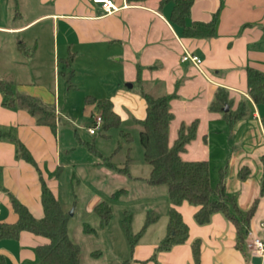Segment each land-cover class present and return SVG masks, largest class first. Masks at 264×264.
<instances>
[{"label": "crops", "instance_id": "obj_1", "mask_svg": "<svg viewBox=\"0 0 264 264\" xmlns=\"http://www.w3.org/2000/svg\"><path fill=\"white\" fill-rule=\"evenodd\" d=\"M112 1L118 10L106 13L94 0H0V79L8 77L15 91L53 104L57 113L55 89L52 93L38 79L35 82L27 78L30 68L35 71L38 67L34 58L44 48L67 67L63 75L72 76V68L80 66L88 76L97 77V67L107 63L112 66L115 61L124 81H138L139 76V83L146 90L171 94L169 144L181 123L197 120L196 136L181 157L208 160L212 184L220 179L225 193L234 198L242 212L257 199L247 227L252 235L264 238V104L253 102L246 82L247 67L264 72V0H193L184 21L187 25L208 21L216 13L215 34L211 37L184 36L181 26L170 20L173 0ZM2 15L5 21H1ZM34 28L39 32L31 34ZM41 35L50 41L47 47L40 43ZM27 42L32 44V53L23 56L22 48ZM15 46L21 56L2 53ZM184 49L202 59L200 69L181 60ZM218 86L227 89L232 99L230 109L245 101L248 113L243 118L230 123L221 112L209 109ZM86 96L107 98L98 94ZM3 98L0 91V221L17 219L9 194L38 218L42 216L38 172L17 157L9 134L26 146L58 199L59 175L63 170L74 173L76 167V162L61 156V149L71 144L60 142L57 125L54 133L49 126L38 124L25 109L4 106ZM108 98L120 116L114 99ZM91 104L95 107L89 113L92 124L91 114L99 112L95 103ZM124 104L132 117L145 116L144 99H138L136 107L125 101ZM132 171L129 167L133 177H140ZM95 203L94 197L88 202L90 211ZM177 209L188 225L187 240L158 252L152 260L150 256L163 236L158 240L149 236L145 239L146 228L134 247L131 264H192L190 243L195 238L201 240L200 264H264V257L251 254L246 244L245 253L235 247V227L221 212L212 214L206 224H198L193 217L195 205L184 201ZM46 241L43 236L23 230L16 238L0 239V254L6 264H36L35 247Z\"/></svg>", "mask_w": 264, "mask_h": 264}, {"label": "trees", "instance_id": "obj_2", "mask_svg": "<svg viewBox=\"0 0 264 264\" xmlns=\"http://www.w3.org/2000/svg\"><path fill=\"white\" fill-rule=\"evenodd\" d=\"M173 1L170 20L181 26V32L184 36H214L216 13L208 21H193L190 25H187L184 20L190 13L193 0ZM138 82H140L139 76ZM246 82L247 93L253 102L264 104V72L247 67ZM140 84V93L146 105L145 116L142 119H134V121L139 128L138 138L143 148V159L149 164L150 171L146 177L134 178H140L150 185L164 184L168 201L165 234L155 246L150 259L154 260L158 252L168 251L176 244L187 240L188 225L177 209V206L184 201L197 207L193 217L198 224H206L210 221L212 214L221 212L235 227V247L245 253L247 226L255 211L257 199L253 201L247 210L242 212L236 206L234 198L225 193L220 179L212 184L208 160L183 159L181 153L196 136L197 120H193L188 124L181 123L178 126L176 137L169 144V124L173 117L169 101L172 95L167 93L155 94L146 90L142 82ZM0 91L4 94L2 100L4 106L25 109L35 117L38 124L49 126L52 132L55 133L57 113L53 104L44 103L28 93L15 91L13 83L7 79H0ZM85 101L95 103L102 117L101 130L111 126H120L121 118L113 110L109 98L86 96ZM231 105L232 99L229 97L227 89L218 86L210 101L209 109L221 112L222 116L230 123L243 118L248 113L246 103L243 100L238 102L235 109H230ZM225 106H228L227 110H224ZM262 122H264V116H262ZM120 134L125 137L126 141L130 142L132 140L130 132L120 130ZM9 138L15 144L17 157L32 164L38 172L42 216L35 217L24 203L20 202L13 194H9L10 205L17 214V219L14 222L0 221V239L6 237L16 238L20 231L26 230L47 239L46 242L35 247L36 264H80V246L70 238L68 233L70 213L62 208L58 197L41 176L39 168L26 146L14 135L9 134ZM91 147L93 146L91 145ZM129 149L128 147L122 167H117L113 163H110V166L120 173L133 177L129 172V164L132 160ZM58 175L59 172L56 171V176ZM262 187H264V178H262ZM123 193H126V189L120 188L113 192L111 197L115 199ZM72 194L73 204L75 205L77 198L74 193ZM227 203L240 215V218L230 210ZM92 210L99 217L102 225L109 223L112 217V209L106 200L95 203ZM157 218V213L148 210L141 228L133 233L131 230V213L124 211L121 226L128 243L129 256L121 264H131L136 243L144 234L146 228L155 222ZM83 230L85 232L95 231L88 225H85ZM190 246L192 264H200V238L193 239ZM100 253L101 251L97 249L91 255L98 256ZM0 264H6L1 254Z\"/></svg>", "mask_w": 264, "mask_h": 264}, {"label": "rangeland", "instance_id": "obj_3", "mask_svg": "<svg viewBox=\"0 0 264 264\" xmlns=\"http://www.w3.org/2000/svg\"><path fill=\"white\" fill-rule=\"evenodd\" d=\"M3 18L2 15L1 21H5ZM35 32H39L37 28L32 29L31 34ZM41 40L40 43L46 47L50 43L46 36L41 35ZM31 45V42H27L22 48L23 56L32 53ZM16 46L2 53L21 56ZM34 59L39 65L35 71L29 67L31 72L27 78H32L35 82L38 79V82L46 85L52 93L55 89L60 142L71 144L61 149V156L66 155L76 162L74 173L63 170L59 175L58 196L62 208L70 213L68 233L80 246V264H121L128 256L127 241L121 226L125 210L131 213L133 233L141 228L148 210L158 214L152 226L147 227L145 239L149 236L150 239L158 240L157 238H161L166 230L165 185H150L140 178L129 177L110 166V163H113L117 167H122L129 147L132 159L129 167L133 170V175L146 177L149 174L150 166L143 159V148L138 138L139 128L134 121L136 118L130 115L124 104L125 101L133 103L136 107L138 99H143L140 93L141 84L138 81H124L121 69H116L118 64L115 61H112V66L107 63L97 67L94 73L98 74L100 71V74L95 77L88 76L85 68L80 66L72 68L74 69L72 76L63 75L62 72L66 71L67 67L60 60L57 62L53 53L47 52L44 48L38 51ZM69 84L77 87H69ZM86 94L113 98L115 107L120 112V126H111L105 130L100 128L94 134L89 133L88 126L91 124L89 113L95 110V107L85 101ZM120 130L130 132L132 140L126 141ZM120 188H125L126 193L118 198H112L111 194ZM71 192L77 198L75 205ZM93 197L95 202L106 200L111 206L112 217L107 225H102L93 210L88 209V202ZM85 225L95 231L85 232L83 230ZM97 249L101 251L100 255H91Z\"/></svg>", "mask_w": 264, "mask_h": 264}, {"label": "built area", "instance_id": "obj_4", "mask_svg": "<svg viewBox=\"0 0 264 264\" xmlns=\"http://www.w3.org/2000/svg\"><path fill=\"white\" fill-rule=\"evenodd\" d=\"M94 2H97L101 5L102 9L106 13H110L113 11L118 10V7L113 3L112 0H94ZM182 61H190L193 65L198 67L200 69V64L202 62V59L186 49H184V52L181 56ZM92 124L88 127V132L91 134H94L96 130L101 128L102 124V117L100 113H93L91 114ZM247 247L251 254H256L261 257H264V238L256 237L252 235L251 231H247Z\"/></svg>", "mask_w": 264, "mask_h": 264}, {"label": "water", "instance_id": "obj_5", "mask_svg": "<svg viewBox=\"0 0 264 264\" xmlns=\"http://www.w3.org/2000/svg\"><path fill=\"white\" fill-rule=\"evenodd\" d=\"M227 109H228V106H225V107H224V110H227Z\"/></svg>", "mask_w": 264, "mask_h": 264}]
</instances>
